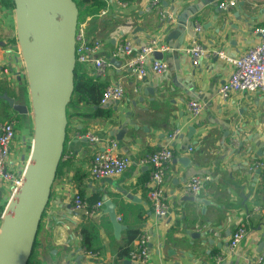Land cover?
<instances>
[{
    "label": "crops",
    "instance_id": "0c3cea01",
    "mask_svg": "<svg viewBox=\"0 0 264 264\" xmlns=\"http://www.w3.org/2000/svg\"><path fill=\"white\" fill-rule=\"evenodd\" d=\"M122 1L125 7L114 2L106 14L88 13L78 20L76 39H100L101 52L109 60L103 75L92 63L83 69L105 87L120 80L124 95L102 104L110 111L107 116L77 114L91 112L82 104L71 108L64 149L69 162L52 186L33 264H131L128 255L118 254L135 240L128 242L129 230L145 228L152 234L147 264H214L219 255L227 254L231 235L248 214L250 232L221 264H250L264 251V215L256 211L264 206V167L257 172L256 165L264 162V93L233 92L223 98L218 89L230 77L233 64L214 55L194 63L186 48L197 39L232 57L245 53L260 41L257 28L264 23V0H238L228 9L219 7L220 0L204 6H199L202 0H160L156 6L153 0ZM158 6L172 19H162ZM15 22L14 8L0 0V61L10 68L9 74L0 71L1 120L17 119L20 113L14 105H31L25 62L13 40ZM127 38L137 44L152 38L167 44L163 58L168 71L143 78L132 74L127 56L112 54ZM149 89H155L154 94ZM194 98L204 108L190 120L188 103ZM21 115L28 120L30 110ZM176 129L178 136L170 139ZM109 138L118 141L133 163L119 175L94 179L89 162ZM19 140L12 143L11 161L24 167L27 148ZM165 144L174 151L165 182L171 207L166 217H158L148 197L151 167L139 160ZM194 174L210 179L198 195H187L183 187ZM79 189L92 204L103 201L95 216L73 209V194ZM10 199L8 187L0 183V206L6 207ZM107 200L115 205L119 229L107 211ZM83 225L98 230L100 247L95 254L81 245Z\"/></svg>",
    "mask_w": 264,
    "mask_h": 264
},
{
    "label": "water",
    "instance_id": "95a60500",
    "mask_svg": "<svg viewBox=\"0 0 264 264\" xmlns=\"http://www.w3.org/2000/svg\"><path fill=\"white\" fill-rule=\"evenodd\" d=\"M216 1L202 0L199 6ZM14 2L16 38L31 94L30 107L20 104L14 107L20 114L32 110L34 136L23 179L6 206L0 225V264H27L32 253L64 154L67 105L74 91L77 64L79 8L75 0ZM181 23L184 26L186 21L181 20ZM154 56L162 58L163 53L155 51ZM148 91L154 94L155 89ZM10 103H13L12 99ZM257 172H261L260 167ZM105 204L115 228L119 229L122 225L117 220L115 205L109 200ZM261 251L263 247L259 249Z\"/></svg>",
    "mask_w": 264,
    "mask_h": 264
},
{
    "label": "built area",
    "instance_id": "2783aa9c",
    "mask_svg": "<svg viewBox=\"0 0 264 264\" xmlns=\"http://www.w3.org/2000/svg\"><path fill=\"white\" fill-rule=\"evenodd\" d=\"M106 5L100 10V14L107 13L109 6L116 2L120 6H126L127 3L122 0H105ZM160 0H153L154 6L159 5ZM238 3V0H220L219 7L228 9ZM162 19H172V14L158 6ZM195 29L200 27L195 24ZM260 34L259 43L249 47L245 53L232 57L221 49H208L203 44L194 39V42L186 48L194 63L200 61L201 57L214 55L232 63L234 69L230 77L222 83L218 93L223 98H228L233 92H256L264 93V23L257 28ZM1 49V45H0ZM169 46L157 38H152L146 43L137 44L133 39H124L113 51V56H127L126 65L131 73L138 78H143L148 73L161 74L169 69V63L162 57L156 58L155 51L164 53ZM20 50V48H19ZM102 42L98 38L76 39V63L85 65L92 63L96 67L98 75H103L109 60L102 54ZM20 55L21 54V51ZM0 71L9 74L10 68L0 61ZM124 95V87L120 80L105 87L101 104H107L109 101L119 100ZM204 108V103L199 99H191L188 103L189 118L194 120L199 117ZM18 120L10 118L8 120L0 119V183L6 185L11 193V197L20 185L27 163L20 167L11 161V146L16 138ZM180 129H176L169 134L170 139L178 136ZM92 140H99V137L91 135ZM174 151L171 145L165 144L154 151L146 154L139 160L142 165L151 167L150 178L148 181V197L153 206L154 214L158 217H166L170 212V203L165 193L166 168L172 161ZM68 157V156H67ZM66 158V157H65ZM133 159L121 151L118 141L114 138L107 139L102 149L97 150L88 165V171L92 178L103 179L123 173L131 164ZM260 169H263L264 162L256 163ZM210 179L207 174H194L185 183L183 190L187 195H198L204 184ZM103 206V201L90 205L84 195L76 190L73 194L72 207L77 212H82L87 217H93L99 213ZM6 207L0 209V223L3 220ZM261 215H264V206L256 207ZM252 215L245 217V223H241L231 235L229 249L227 254L219 255L214 264H221L226 255L235 251V248L250 232V220ZM152 240L151 232L145 228L141 230L138 237L130 245L129 259L131 264H147L150 256V242ZM87 251V250H85ZM89 254H95L93 251H87ZM226 254V255H225ZM264 260V251L250 260V264H261Z\"/></svg>",
    "mask_w": 264,
    "mask_h": 264
},
{
    "label": "trees",
    "instance_id": "16d2710c",
    "mask_svg": "<svg viewBox=\"0 0 264 264\" xmlns=\"http://www.w3.org/2000/svg\"><path fill=\"white\" fill-rule=\"evenodd\" d=\"M77 3V6L79 8V18H83L86 14H96L98 13L103 7H105L106 2L105 0H75ZM3 5H6L11 8H15V2L14 0H1ZM14 41H17L16 36L13 37ZM105 89V85L102 81H100L97 77H93L89 75L84 69L83 66L80 63L76 64L75 70H74V91L71 96V99L67 105V129L69 127V121L72 115L71 108H75L77 105H85L91 107V112L84 113L79 112L77 114H82L84 116H98V115H108L110 114V111L106 110L103 105L101 104V98L103 95ZM27 117L23 115L17 116V125L16 128L18 130H22L23 128L26 130H29L28 128H32V117H28V121H25ZM27 124V125H26ZM26 135V134H25ZM67 140V137H66ZM31 148V146H30ZM65 153V152H64ZM64 154L62 155V158L58 164L56 178L61 175L64 168L68 165V158H64ZM55 178V179H56ZM79 191L83 194V191L79 189ZM91 200V199H90ZM90 205H92V201H88ZM48 205V204H47ZM47 207V206H46ZM5 206H0V209L3 210ZM46 211V208H45ZM45 211L43 212L42 219L37 231V235L35 238L34 246L32 253L29 257V260L27 264H33L34 257H35V251L37 247L38 242V236L40 234L41 228H42V221L44 219ZM141 231L136 230H129V240L128 242H132L134 239H136ZM81 234H82V240L81 245L84 248V250L87 251H96V249H99V234L98 230L94 226H87L83 225L81 228ZM130 251V245H127L123 249L120 250L118 256L122 257L124 255H129Z\"/></svg>",
    "mask_w": 264,
    "mask_h": 264
},
{
    "label": "rangeland",
    "instance_id": "374dc122",
    "mask_svg": "<svg viewBox=\"0 0 264 264\" xmlns=\"http://www.w3.org/2000/svg\"><path fill=\"white\" fill-rule=\"evenodd\" d=\"M16 23V22H15ZM32 112V110H30ZM30 112V113H31ZM25 121H28L27 119L24 118ZM27 125V124H26ZM26 129H23L21 130L20 132H16V138H19L20 140V145L24 146L27 148V155H28V159H27V163H28V160H29V157H30V154H31V148L30 146H32V142H33V136H34V127H33V123H32V128L30 127L29 130H26ZM24 133H26V135H24ZM21 136H22V139H24V142L23 140H21ZM23 136H25V138H23ZM89 137V135H88ZM28 150H29V153H28ZM1 225V223H0ZM40 236L41 234H39L38 236V242H40ZM39 243H37V246H38Z\"/></svg>",
    "mask_w": 264,
    "mask_h": 264
}]
</instances>
